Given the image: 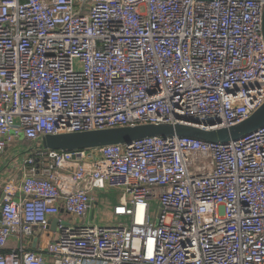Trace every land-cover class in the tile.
I'll return each mask as SVG.
<instances>
[{"label":"built area","instance_id":"built-area-1","mask_svg":"<svg viewBox=\"0 0 264 264\" xmlns=\"http://www.w3.org/2000/svg\"><path fill=\"white\" fill-rule=\"evenodd\" d=\"M263 10L0 0V157L47 135L247 120L264 104ZM24 156L0 191V264H264V127L228 144L152 137ZM105 191L127 196L118 225L86 221Z\"/></svg>","mask_w":264,"mask_h":264},{"label":"water","instance_id":"water-1","mask_svg":"<svg viewBox=\"0 0 264 264\" xmlns=\"http://www.w3.org/2000/svg\"><path fill=\"white\" fill-rule=\"evenodd\" d=\"M262 36L264 41V10L262 15ZM196 123V121H192ZM264 127V104L247 120L215 131H206L193 125H139L135 127H120L91 132H76L68 134L47 135L34 143L31 150H45L71 153L103 148L114 145H129L144 138H192L206 143L228 144L247 136ZM54 230V224L50 226Z\"/></svg>","mask_w":264,"mask_h":264},{"label":"rangeland","instance_id":"rangeland-1","mask_svg":"<svg viewBox=\"0 0 264 264\" xmlns=\"http://www.w3.org/2000/svg\"><path fill=\"white\" fill-rule=\"evenodd\" d=\"M32 144L25 142H18L10 145L6 151L7 153H14V155H5L4 153L1 155L2 160L6 158V160H10V163H13V168L16 169L18 166L20 167L22 160L25 157L24 155L29 154V158L36 159L37 152H32L31 150ZM0 157V158H1ZM122 202L128 203L127 196L122 191H105L98 194L97 202L93 203L95 208V216L96 223H100L102 225H118L120 223V219H117L111 215V210L114 206L121 204ZM151 204V212L152 217L160 214L159 211V202L154 199L150 202ZM127 222V219H124Z\"/></svg>","mask_w":264,"mask_h":264},{"label":"crops","instance_id":"crops-1","mask_svg":"<svg viewBox=\"0 0 264 264\" xmlns=\"http://www.w3.org/2000/svg\"><path fill=\"white\" fill-rule=\"evenodd\" d=\"M21 1H23V0H21ZM44 1H50V0H44ZM4 154L17 156L14 153H9V152L7 153V151H5ZM3 157L0 158V191H1L2 185L16 175L15 171L17 169V168L16 169L13 168V163H10V160L8 161V160H6V158L4 160H2ZM23 174H28V169H25L23 173L18 174L17 179L21 180V177ZM0 199H1V194H0ZM86 221L89 223H93V224H101V222L96 223L97 221H96L94 206H92L91 210L88 212L87 217H86ZM39 243H41L40 240L35 241V240H31V239H26V249L33 250L36 252H41L42 249L40 248ZM16 245H17V243H16L15 238L11 237L7 243V249L11 250V249L15 248Z\"/></svg>","mask_w":264,"mask_h":264}]
</instances>
